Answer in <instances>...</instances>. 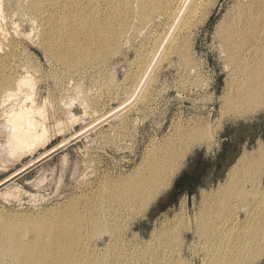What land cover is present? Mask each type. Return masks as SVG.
<instances>
[{
	"label": "rangeland",
	"instance_id": "374dc122",
	"mask_svg": "<svg viewBox=\"0 0 264 264\" xmlns=\"http://www.w3.org/2000/svg\"><path fill=\"white\" fill-rule=\"evenodd\" d=\"M65 1L42 0L36 10L34 0H0V75L13 78L14 90L19 81L31 83L18 98H0V226H14L1 239L26 243L39 228L54 232L78 214L94 213L107 215L109 228L84 229L80 248L91 252L96 245L92 256L104 255L105 263L113 257L107 244L115 230L125 255L148 248L147 264H155L150 256L157 249L170 264L178 258L201 264L205 249L192 246V219L209 196L246 179L249 195L234 200V217L264 207V99L229 110L248 82L243 62L255 67L264 52V44L255 55L227 47L228 25L252 0H203L189 33L177 35L150 83L122 110L173 19L167 5ZM21 104L43 113L36 120L47 138L18 158L7 145V118ZM197 127L211 140L193 146ZM152 168L171 178L147 208L118 195L121 185L152 180ZM173 230L158 248L162 234ZM7 254L0 249V264H22Z\"/></svg>",
	"mask_w": 264,
	"mask_h": 264
},
{
	"label": "bare ground",
	"instance_id": "6f19581e",
	"mask_svg": "<svg viewBox=\"0 0 264 264\" xmlns=\"http://www.w3.org/2000/svg\"><path fill=\"white\" fill-rule=\"evenodd\" d=\"M41 1L42 0H34L32 7L38 10ZM150 1L152 0H143L144 3ZM156 1L158 2V6H161L165 2L164 4L167 5V10L165 9V12L169 18L173 19L169 24L165 36L142 73L139 83L131 94L132 96L121 105V110L133 103L138 98L141 91H143L144 85L150 83L155 68L167 55L177 35L189 33L192 28L193 15L198 10L203 0ZM66 3L69 2L66 0L65 5ZM52 4L54 5L55 1H53ZM241 10L237 18L227 27L228 50L232 54L240 50H244L247 54L249 53L251 55L258 54L264 44V2L252 0L247 8H242ZM0 32L2 33L1 27ZM78 35L79 33L75 32V36L72 40L75 41ZM250 60L257 61L258 57L250 56ZM243 63H245V65L242 69H244V72L247 74L248 82L245 88L239 89V93L235 100L231 101V108L229 110L233 112H238V110H241L247 103L256 105L264 99V52L261 62L255 67H250V62L248 61H244ZM14 84H16V82H14L12 77L0 75L1 103L18 98V96H20L19 90L22 86L26 84L30 85L31 83L29 80L19 81L17 83L19 85L18 90L12 89ZM114 112L115 111H113V113ZM39 115L42 116L43 113L34 111L24 104H21L17 109H14L7 118V123L10 127L7 145L10 152L18 158L24 154V152L31 150L35 145L47 138L46 128L40 126L39 122L36 120ZM78 134H80V132H78ZM191 135L193 146L203 145L205 142L211 140L206 138L205 129L202 127H197ZM75 137H77V134ZM189 137L191 136L189 135ZM42 156L43 155H41V157ZM245 170L247 171V169ZM151 174L152 180H142L140 183H135L134 181L135 184L133 185L132 182L129 188L121 185L117 188L116 192L120 196L125 197L128 195L126 200L135 207L142 204L147 208L150 202L156 199V197H158L169 185L171 178L168 174L166 175V173L162 174L159 172L158 168H152ZM156 178L160 180H155ZM244 181H246V179ZM241 182L240 180L228 182L226 187L221 188L217 194L215 193L209 196L207 202L205 200L206 204H204L201 211L193 216L194 228L191 233L193 237L192 246L200 244L205 249L201 264H256L264 257V207L260 208V204L258 203L257 206L255 205L256 209L247 211L244 218L238 215L234 217V200H243L244 197L246 198L249 195L248 190H246L243 186V182ZM113 198L117 199L115 197ZM72 218L74 219L73 223L66 222L54 232L49 233L46 232L45 229L39 228L37 237L30 239L26 243L8 242V237L1 239L0 236V249L4 253L6 252V254L8 252L9 255L15 257L16 260L20 261L22 264H147V254L150 253L146 251L148 248H145L146 250L128 249L126 250V256L123 240L119 236L116 237L115 230L111 232V237L107 244L108 251H113L112 259L108 263H105L102 260L104 255L99 254L100 257H93L92 255H95L97 246L95 245L93 247L94 249H91V252H87L89 250L88 248H80L82 239L80 235L84 234V229L90 228L92 232L93 230L100 232L106 228V223L109 228L108 216L103 215L102 217L101 215L91 213L86 216L78 214L77 217L74 216ZM182 222L183 221H180L174 230L177 231V229H181L183 227ZM13 227V224L4 221L0 226V235L3 231L10 230L11 232ZM174 230L162 234L159 239L162 241L159 243L158 248L162 247L163 243H169L168 239L174 234ZM93 234L96 233L93 232ZM127 251L131 254H128ZM160 251L161 249H157L152 252L150 256L151 260L153 262L155 261V264H170V261L167 259L168 254L166 251H164V254H160ZM173 260L171 261L173 264L183 263V260L179 258V262L177 263Z\"/></svg>",
	"mask_w": 264,
	"mask_h": 264
},
{
	"label": "flooded vegetation",
	"instance_id": "af4514ba",
	"mask_svg": "<svg viewBox=\"0 0 264 264\" xmlns=\"http://www.w3.org/2000/svg\"><path fill=\"white\" fill-rule=\"evenodd\" d=\"M185 183V181H182V185ZM189 184L191 185V187H192V178L189 180ZM182 188V187H181ZM180 189V188H179Z\"/></svg>",
	"mask_w": 264,
	"mask_h": 264
},
{
	"label": "trees",
	"instance_id": "16d2710c",
	"mask_svg": "<svg viewBox=\"0 0 264 264\" xmlns=\"http://www.w3.org/2000/svg\"><path fill=\"white\" fill-rule=\"evenodd\" d=\"M193 181V180H192ZM192 183H194V182H192Z\"/></svg>",
	"mask_w": 264,
	"mask_h": 264
}]
</instances>
